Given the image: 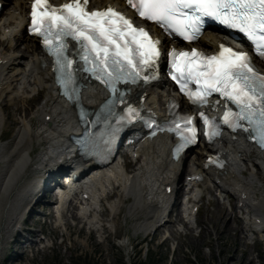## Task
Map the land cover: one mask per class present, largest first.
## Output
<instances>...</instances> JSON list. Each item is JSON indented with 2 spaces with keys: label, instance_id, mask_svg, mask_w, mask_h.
<instances>
[{
  "label": "bare ground",
  "instance_id": "bare-ground-1",
  "mask_svg": "<svg viewBox=\"0 0 264 264\" xmlns=\"http://www.w3.org/2000/svg\"><path fill=\"white\" fill-rule=\"evenodd\" d=\"M26 1L2 0L3 4L6 5V11L0 17V30L2 31L0 43L3 38L9 42L13 40L15 42V46L7 45L5 47L7 51L0 50V124L2 122L7 124L9 115L7 114L6 117L3 115L5 107L14 106L15 110H21L19 114L21 126L16 130L13 137L16 147L12 157L15 159L11 167L8 168L9 161L3 157L4 170L1 172L0 168V216L5 209V204L1 205V199L5 197L8 200L13 189L20 186L17 194H15V199H13L15 209L2 230L4 242H7L6 237H11L10 243L17 250L12 252L13 254L11 253L5 261L10 260L12 263L18 261L23 255V252L20 253L22 250L18 252L19 248L22 249L27 245L33 247L38 243L39 239L34 238L36 232L32 228H28L26 235L21 233L22 231L25 232L24 226H27V222L37 216L39 209L36 211L35 205L38 203L50 210L49 217H53L55 214L58 220L59 218L63 219L66 227L68 225L66 215H68L72 219L80 220L90 233L92 231L100 233L102 229H106L100 220L108 210L112 214L110 222L115 224V217L121 211L122 202L127 198H132V202L127 207V214L131 219L134 217L132 220H135L136 217V222L139 219L136 229L143 235L145 233L154 235L156 231L165 230L168 233L167 238H176L179 226H181L184 228L183 234L187 242H190L191 239L201 241L211 232H214L216 236L220 235L222 231L228 228L233 231L236 230L237 239L244 234L249 239L253 230L251 226H264V191L258 193L260 186L264 187V178L260 180L262 179L261 176L264 177V150L256 151L239 136L234 139L221 136L222 143L216 141L211 146L214 150L217 149L226 160L222 169L217 171L201 168L203 157L201 150L206 149L204 146H196L190 151V154L184 152L177 161L170 162L165 148L167 138H153L150 142L142 141L140 143V147L136 151L138 158L133 163L135 167L131 172H128L131 168L126 169L127 164L125 162L121 164L119 159L115 157L107 165L94 169V172L86 173L82 182L74 184L72 187L74 194L70 196L69 200L67 198L71 189L66 191L64 193L66 196L60 197L57 202L47 183L49 180L46 178L44 179L45 186L40 191V195L35 196L36 185L34 186V181L36 182L39 173L42 176L50 177L53 171L64 167V159L70 153L66 137L68 134L74 133L75 123L72 109L56 94L52 86L51 75L48 71L49 64L45 67L41 66L45 61L48 63V59L44 58L42 51L36 45V39L26 34L24 18L27 7ZM52 1L59 3L61 0ZM89 3L91 4L90 7H100L106 3L122 5L121 0H89ZM218 40L219 36L215 33L205 31L199 37L196 45L208 49L214 47ZM22 44L24 47L19 50L18 46ZM165 83L162 79L157 85ZM143 90L147 92L144 98L145 104L154 107V109H158L160 103L163 106L166 97H175L169 89L166 92L161 89L152 91L150 87L146 86ZM40 92L44 94L43 99L34 107V110L28 112L29 104L26 105V102ZM101 97L102 93L98 88L87 82L84 83L81 91L83 104L92 107ZM176 99L179 103H183L182 100ZM19 102H21L20 105ZM33 113L34 115L37 113L40 117V125L36 130H32V122L30 121ZM32 139H36L37 144L42 146L38 158L31 156L33 152L32 145H30ZM3 148L4 145L0 148V160ZM187 159H189V164L186 167ZM243 162L250 166L246 174L245 169L242 168ZM90 163L91 161H86L82 166L85 167ZM185 171V176L197 172L205 174L197 189H191L192 191L195 190L192 198L193 205L191 206L195 207L199 204L207 187H210V191H212L211 187L218 188L224 200L223 203L236 199L235 205L232 206L231 204L230 211L234 209L237 216L236 222L239 220L244 224L237 222L238 225L234 227L231 223L228 224L226 220L228 217L227 209L225 210L226 207L219 200L216 205L219 211L217 218H221V221L225 218V226L217 227V230L214 229L210 223L213 217L207 216L202 221L204 224L201 229L202 233L194 237L192 229L197 224L196 216L191 215L187 208L180 209L177 200L186 183L192 182L187 179L184 182L181 180V174ZM31 178L33 180L30 182ZM166 185L171 186L170 195L163 193ZM74 207L78 208L77 212H73ZM20 208L21 213H16V210ZM241 210L243 212L239 215ZM172 214H175L174 218H171ZM246 214L249 215L247 221L245 220ZM35 220L38 221L37 218ZM11 224L12 227H10ZM176 224L179 225L178 228H175ZM179 232L182 234L180 230ZM205 232L206 235H204ZM258 232L262 233L263 230ZM0 238H2L1 234ZM42 240L43 237H40L39 242ZM127 241L128 239L124 240L122 244H126Z\"/></svg>",
  "mask_w": 264,
  "mask_h": 264
},
{
  "label": "snow or ice",
  "instance_id": "snow-or-ice-1",
  "mask_svg": "<svg viewBox=\"0 0 264 264\" xmlns=\"http://www.w3.org/2000/svg\"><path fill=\"white\" fill-rule=\"evenodd\" d=\"M141 18L153 21L161 28L171 31L186 41L197 40L205 19L218 22L228 29L238 30L256 48H264V0H127ZM88 0H72L60 7H53L49 0H31L30 30L43 37L44 45L57 57L61 68L71 69L72 61L64 57L66 45L63 38L68 36L80 45L85 64H91L96 79L115 91L118 81L135 82L161 57V41L153 39L143 27H135L131 20L115 11L111 6L104 10H87ZM170 73L179 85L180 91L190 100L207 103V96L219 93L238 108V112L228 109L224 122L233 128L239 127L233 120H245L256 125L260 142L264 146V75H259L251 66L245 52L219 45L213 55L193 48L191 51L172 49ZM264 57V51L260 52ZM194 82L196 90L188 85ZM135 109L129 107L131 114ZM204 124L209 119L200 114ZM186 122L182 138L195 142L196 130L191 117L182 118ZM176 125V130H180ZM187 133V136L185 135ZM215 135V131L206 132Z\"/></svg>",
  "mask_w": 264,
  "mask_h": 264
},
{
  "label": "rangeland",
  "instance_id": "rangeland-1",
  "mask_svg": "<svg viewBox=\"0 0 264 264\" xmlns=\"http://www.w3.org/2000/svg\"><path fill=\"white\" fill-rule=\"evenodd\" d=\"M1 32L0 30V33ZM1 41L0 49L4 51H6L5 47H7V45L15 46L14 40L9 42L7 39H1ZM23 47L24 45L22 44L18 46V49L21 50ZM43 97L44 94L40 92L37 96H33L29 99L28 102H26V105L29 104L27 111L31 112L34 110V107L41 102ZM20 103L21 102H19V105ZM20 113L21 110H15L14 106L5 107L3 113L5 117L7 114L10 117L8 116L7 124L3 122L0 124V148L4 145L2 158L0 160L1 172L4 170L2 165L3 157L7 158L9 161L8 168L11 167L15 159L12 157V153L16 147V142L13 137L16 130L21 126L19 123ZM30 121L32 122V130H36L40 125L39 115H37V113L34 115L33 113ZM32 140L30 144L33 150L31 156L38 158L42 146L37 144L36 139ZM188 154H190V152ZM125 160L127 161L126 158ZM133 163L134 162H129V164H127L126 169L131 168L128 172H131L135 167ZM188 164L189 159L186 160V167ZM249 167L250 166L246 162L242 163L245 174L248 172ZM184 174H186V171L181 174V180L183 181L185 179ZM261 178L260 180H263L264 177L261 176ZM19 187L20 186H17L16 189H13L8 200H6L5 197L1 199V205L3 206L5 204V209H3L2 215L0 216V234L2 235V238H0V264H121L122 262H124V264H137L140 261H146L149 255L153 257L155 264H246L247 262L248 264H264V241L251 244L252 236L248 239L245 234L237 239L236 230L233 231L229 228L222 231L223 233L221 232L220 235H217L218 237L214 232L207 235L205 232L204 235L206 236L201 239V241L191 239L190 242H187L183 234L184 228L178 224H176L175 227H180L176 238H167L168 233L165 230L156 231L154 235L151 233H145L143 235L136 229V224L139 223V219L137 223L136 217L135 220H132L134 217L131 219L127 214V207L132 202V198H127V200L122 202L121 211H119L115 217V224L110 222L112 215L110 210L106 212V215L100 220L101 224H103L106 229H102L100 233L94 231L90 233L80 220L72 219L68 215H66V221L68 223L66 227L63 223V219L59 218L58 220L55 214L53 217H49L50 210L44 206L37 208L38 204H36V211L37 209L43 211L44 214L42 215L44 217L37 214L35 219L39 218V221L35 222V219L32 218L27 222L26 227L32 228L36 232L34 238L40 240V237H43V240L41 242L38 240V243L33 247L28 245L22 249L19 248L18 252L22 250L20 253L23 252V255L18 261L14 263L10 260L5 261L12 252L17 250V248L10 243L11 237H6L7 242H4L2 230L15 209V202L13 199H15V194H17ZM260 187L258 191L259 194L264 191V187ZM209 188L210 187L206 188L194 214L196 216L195 220L197 221L196 227L194 226L195 228L192 229V235L194 237L202 233L201 229L204 225L202 221L207 216L213 217L210 223H212V226L216 230L217 227H224L226 220L228 224L231 223L233 227L238 225L237 222L244 224L239 220L236 222V211L234 209L230 211L231 209L229 206L228 209L225 208V210L227 209L226 214H228L227 219L225 220V218H223L221 221V218H217L219 211L216 205L220 197L219 191L217 189H212V191H210ZM235 200V198L231 199L232 205ZM73 210V212H77L78 208L74 207ZM17 212L21 213V208L16 210V213ZM174 215L175 214H172L171 218H174ZM179 215L181 216V213H179ZM40 219H42V221ZM10 227H12V224ZM179 230L182 234H180ZM173 236L175 237V235ZM216 237L217 239H215ZM258 237L262 239V234H258ZM126 239H128V241L123 245L122 243ZM215 243L218 245L217 247Z\"/></svg>",
  "mask_w": 264,
  "mask_h": 264
},
{
  "label": "trees",
  "instance_id": "trees-1",
  "mask_svg": "<svg viewBox=\"0 0 264 264\" xmlns=\"http://www.w3.org/2000/svg\"><path fill=\"white\" fill-rule=\"evenodd\" d=\"M154 262L155 260L153 259V257L149 255L146 261H140L137 264H155ZM121 264H124V262H122Z\"/></svg>",
  "mask_w": 264,
  "mask_h": 264
}]
</instances>
